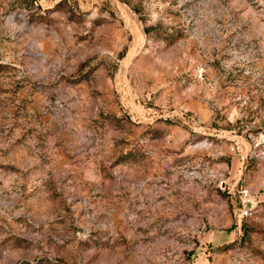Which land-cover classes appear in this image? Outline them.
<instances>
[{
	"label": "rangeland",
	"instance_id": "obj_1",
	"mask_svg": "<svg viewBox=\"0 0 264 264\" xmlns=\"http://www.w3.org/2000/svg\"><path fill=\"white\" fill-rule=\"evenodd\" d=\"M0 264H264V0H0Z\"/></svg>",
	"mask_w": 264,
	"mask_h": 264
},
{
	"label": "built area",
	"instance_id": "obj_2",
	"mask_svg": "<svg viewBox=\"0 0 264 264\" xmlns=\"http://www.w3.org/2000/svg\"><path fill=\"white\" fill-rule=\"evenodd\" d=\"M241 200H242V212L243 215H247L249 213V203L251 202V195L246 188H243L241 191Z\"/></svg>",
	"mask_w": 264,
	"mask_h": 264
}]
</instances>
